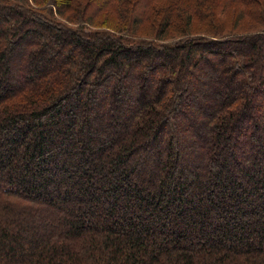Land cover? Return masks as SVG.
I'll list each match as a JSON object with an SVG mask.
<instances>
[{
	"label": "trees",
	"instance_id": "16d2710c",
	"mask_svg": "<svg viewBox=\"0 0 264 264\" xmlns=\"http://www.w3.org/2000/svg\"><path fill=\"white\" fill-rule=\"evenodd\" d=\"M237 1L260 30H224L234 0H0V264H264V0ZM209 58L253 99L200 112Z\"/></svg>",
	"mask_w": 264,
	"mask_h": 264
},
{
	"label": "rangeland",
	"instance_id": "374dc122",
	"mask_svg": "<svg viewBox=\"0 0 264 264\" xmlns=\"http://www.w3.org/2000/svg\"><path fill=\"white\" fill-rule=\"evenodd\" d=\"M223 1H230V0H223ZM234 1L236 2V4H234L232 7H230L228 12H225V13H222L221 15H219V18L221 19V23H222V25L224 27V30H230L231 29V31L234 32V34L241 33V32L245 33V32H253V31L260 30V28H262L263 25H261L260 23H257L254 20H251L248 17H246L247 13L243 9V4L239 3V1H237V0H234ZM233 17H235V23H236L235 25H233L231 23V21L233 20ZM229 20H230V22H229ZM196 25L198 27H200L199 23H196ZM231 25H233V28L231 27ZM49 58H51V57H49ZM212 59L213 58H209V60L207 59V61L209 62V64L207 66L210 67V68H207L205 70L209 71V73L207 75V78H208L207 79V83L212 80L214 82L209 83V85L211 86V84H212V86H214L215 88L219 89L218 94H215V97L218 96V98L216 99L215 103H210V102H208V100H207V102L205 100H204L203 103L201 102L200 104H203V107L205 105H207V106H205L206 110H203V109L200 108L199 109L200 112L203 113V111H205V112L209 113V112H211L213 110V107L219 108L222 105V103L224 102L223 97L225 96V93H228L229 90L231 92L234 91L236 94H238L239 96H241V97H243L245 99H248V98L249 99H253V97H251V96L254 94V92H253L254 89H252V90L251 89L243 90L242 88L239 87V85H233V86L227 85V86H225L222 83V81H223L225 76L222 75L220 72H219L220 75L217 76V74H213L214 68L211 70L212 65L215 63V61L212 60ZM14 60H15L17 65H18V62H19V65H27V63H25L23 60L18 61V58H15ZM215 60H217V59H215ZM259 65H260L259 62H256L254 64V69H252V70H257ZM24 71H25V69H24ZM24 71L20 72V73H15V74L16 75L19 74V76H25L26 74H24L25 73ZM138 76H140L139 73H138ZM211 76H216L215 80L212 79ZM217 78H219L220 80H218ZM9 82L15 84V82H13L11 80H9ZM19 82H20V79H19ZM227 82H229V80H227ZM125 84L126 83H123L122 85L126 87ZM136 85H137L138 88L137 89L133 88L132 92L134 94V98L133 99H135L136 102H137L139 100V97H142L141 93H140L141 92L140 85H142V84L140 82H136ZM183 86H184V84L181 85V89H182ZM263 88L261 90H263ZM126 89H127V87H126ZM127 90L130 91L129 89H127ZM131 102L134 103L133 101H131ZM199 111H197V112H199ZM255 111L258 113L257 110H255ZM107 112H108V108H107ZM180 112H181L180 106H178L177 109H175V107H174V110L170 112L168 117H166V119H165L166 122L167 123L168 122L172 123V121H173L175 126H177L179 128H182V129H184V127L182 125L185 126V124H186L185 128L189 129L187 132L191 133L189 138L199 139V137H200V139H204L206 141H210V142L213 141L212 138L209 137V132H211V129L208 130V128L205 127V130H204L203 127H202V123L204 121V114L201 113V115H198V114L196 115L195 119L197 121V124H199V125H198V129L194 126L197 129L196 130L197 135H195L194 127L193 126L192 127H188L190 125L189 121H188V118H190L191 115H187L186 118L184 117V119H183L182 116L179 115ZM259 114L263 116L264 115V111H261V113H259ZM167 126H169V125H167ZM223 134L224 135H229L230 131L225 130L223 132Z\"/></svg>",
	"mask_w": 264,
	"mask_h": 264
}]
</instances>
